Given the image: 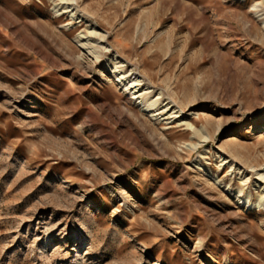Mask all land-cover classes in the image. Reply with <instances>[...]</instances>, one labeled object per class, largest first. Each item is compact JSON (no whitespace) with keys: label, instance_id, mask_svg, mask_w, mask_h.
Masks as SVG:
<instances>
[{"label":"rangeland","instance_id":"obj_1","mask_svg":"<svg viewBox=\"0 0 264 264\" xmlns=\"http://www.w3.org/2000/svg\"><path fill=\"white\" fill-rule=\"evenodd\" d=\"M261 173L264 0H0V264H264Z\"/></svg>","mask_w":264,"mask_h":264},{"label":"bare ground","instance_id":"obj_2","mask_svg":"<svg viewBox=\"0 0 264 264\" xmlns=\"http://www.w3.org/2000/svg\"><path fill=\"white\" fill-rule=\"evenodd\" d=\"M85 44V43H84ZM114 58V57H113ZM122 62V61H121ZM120 62V63H121ZM115 64V65H113V67H114V70L113 71H115V69H117V68H121V66H122V64ZM123 67V66H122ZM129 74V73H128ZM126 77V74H124V73H121V74H118L117 76H116V80H117V82H122L123 81V79H126L125 78ZM131 79V78H130ZM141 79H138V78H134L132 81H129V82H124V84H123V86H124V89L126 90V91H128L130 94H132V97H134L136 100H138L137 102H142V100L145 98V94L144 93H147L148 91H151V90H149V89H144L145 90V92H144V90H141L140 89V87H138V85H140L141 84V81H140ZM144 88V87H143ZM157 96H159V95H157ZM148 107V106H147ZM163 108L165 109V110H170V112H169V116L167 117V118H169V117H175L176 116V118L177 117H179L180 115L178 114L179 113V110L178 109H176L173 105H170V103L169 102H165V104H164V106H163ZM149 111H151V116H156V115H159L160 114V112L159 111H157V109H151V110H149ZM177 120H179L178 118H177ZM183 123H185L186 125H187V127H190L191 126V123H188V121L187 122H183ZM195 131H199V129H197V130H195ZM228 140L229 139H232V138H227ZM259 177L261 178L260 180L262 181V182H264V173H261V174H259ZM248 178H245L244 179V181H246ZM263 196H264V194H263ZM238 197L239 198H241V196L240 195H238ZM245 203H249V201L247 200V198L245 199Z\"/></svg>","mask_w":264,"mask_h":264}]
</instances>
